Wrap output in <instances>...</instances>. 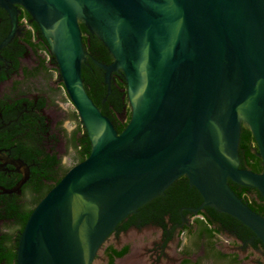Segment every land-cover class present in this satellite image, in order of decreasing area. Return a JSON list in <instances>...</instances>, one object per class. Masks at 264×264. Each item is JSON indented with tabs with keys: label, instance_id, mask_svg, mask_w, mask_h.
<instances>
[{
	"label": "water",
	"instance_id": "1",
	"mask_svg": "<svg viewBox=\"0 0 264 264\" xmlns=\"http://www.w3.org/2000/svg\"><path fill=\"white\" fill-rule=\"evenodd\" d=\"M18 6L47 40L91 150L33 209L16 264H93L123 220L181 177L203 200L196 212L227 214L264 245V217L228 184L264 201V0H0L13 31ZM80 24L112 57L95 61L108 94L113 72L126 82L120 133L85 91ZM242 127L260 173L240 168Z\"/></svg>",
	"mask_w": 264,
	"mask_h": 264
},
{
	"label": "flooded vegetation",
	"instance_id": "2",
	"mask_svg": "<svg viewBox=\"0 0 264 264\" xmlns=\"http://www.w3.org/2000/svg\"><path fill=\"white\" fill-rule=\"evenodd\" d=\"M18 10V25L13 31L10 14L0 8V253L2 250L6 255L17 253L21 232L17 206L22 212L31 198L29 184L35 164L28 162L27 149L32 146L35 126L43 127L47 140H57L54 151L50 152L49 144L46 151L55 153L59 160L64 145L72 147L71 136L78 128L74 124L67 133L63 125L66 119L73 122L75 112L64 108L67 100L47 40L41 31L34 32L30 15L20 6ZM111 85L120 87L121 101L126 105L117 113V122L125 124L130 105L120 71L111 74ZM25 173V183L12 192ZM173 185L117 226L102 251L104 264L109 262L106 250L110 247L115 251L127 248L114 264L124 258L125 264H264V245L249 228L224 213L212 217L214 224H208L203 213L210 208L196 212L201 204L178 207ZM251 189V196L261 207L256 213L264 217V201L256 189ZM247 202L252 205L251 200ZM139 234L144 237L138 240Z\"/></svg>",
	"mask_w": 264,
	"mask_h": 264
},
{
	"label": "trees",
	"instance_id": "3",
	"mask_svg": "<svg viewBox=\"0 0 264 264\" xmlns=\"http://www.w3.org/2000/svg\"><path fill=\"white\" fill-rule=\"evenodd\" d=\"M33 27L34 32L40 31L35 22H33ZM80 28L83 36L84 49L87 53V64L84 63L82 65V79L85 91L101 113L111 120L117 132L120 133L130 119V111H126L127 122L125 124H119L117 122V113L126 105L125 101L123 103L121 101L122 93H119L120 87L111 85V94H108V87L104 81V71L95 63V61H97L109 65L112 62V57L105 46L94 35L90 34L83 24H80ZM33 47H36V45H33ZM73 118L78 122V128L71 136V145L76 151V165L88 157L91 150V143L76 113ZM32 133V146L27 149L28 162L35 164L32 170L31 183L29 184L31 198L28 200L29 202L27 201V208L22 212L20 211V206H17L19 215L17 224L21 232L35 206L70 169L61 165V160L56 159L55 153L50 154L46 151V145L49 144L51 146L50 152H53L57 140L52 141V137L47 140L43 136L45 133L43 127L37 129L35 126ZM78 134L79 137H77ZM238 152L241 161L240 168H248L254 173H260L262 171L260 167L261 159L257 156L256 152V143L251 132L246 127L241 128ZM228 184L233 192L247 203L250 209L257 213L261 212V207L250 194L252 192L250 187L239 186L231 181H228ZM172 189L174 191L173 199L178 207L182 205L198 206L203 202L197 190L189 186L185 177L179 178L172 186ZM247 200H251L252 205H249ZM254 205L258 206L260 211L254 209L252 207ZM203 215L207 217L208 224H214V219L212 217L224 214H219V212L210 208L208 209V213H203ZM209 215L211 217H209ZM209 232L213 231L209 229ZM106 253L109 256L108 264H114V259L123 257L127 253V248L125 247L120 251H115L110 247L106 250ZM16 254L17 253L6 255L1 250L0 262L4 264H16Z\"/></svg>",
	"mask_w": 264,
	"mask_h": 264
},
{
	"label": "rangeland",
	"instance_id": "4",
	"mask_svg": "<svg viewBox=\"0 0 264 264\" xmlns=\"http://www.w3.org/2000/svg\"><path fill=\"white\" fill-rule=\"evenodd\" d=\"M64 108H68L69 111H74L76 113V111L68 103L64 105ZM74 124L78 125V122L75 120L71 122V120H67V119L64 121L63 125L67 129V133H69L72 130V128H74ZM75 156H76L75 149L71 147L69 144H65L62 149V152L60 153V159L62 161V165L65 166L66 168H72L76 163ZM141 237L143 238L144 236L142 234H139L137 239L139 240L141 239ZM141 242L145 243L146 240L144 241L142 240ZM108 243H109V240H108ZM93 264H104V261L102 259V252L99 253V255L96 257ZM116 264H125V258L121 261H118Z\"/></svg>",
	"mask_w": 264,
	"mask_h": 264
},
{
	"label": "built area",
	"instance_id": "5",
	"mask_svg": "<svg viewBox=\"0 0 264 264\" xmlns=\"http://www.w3.org/2000/svg\"><path fill=\"white\" fill-rule=\"evenodd\" d=\"M63 92H64L65 98H66V100H67L66 102H67L69 105L73 106V105L71 104V102L69 101V98H68L67 95H66V92H65L64 87H63Z\"/></svg>",
	"mask_w": 264,
	"mask_h": 264
},
{
	"label": "bare ground",
	"instance_id": "6",
	"mask_svg": "<svg viewBox=\"0 0 264 264\" xmlns=\"http://www.w3.org/2000/svg\"><path fill=\"white\" fill-rule=\"evenodd\" d=\"M128 263V262H127ZM129 264V263H128Z\"/></svg>",
	"mask_w": 264,
	"mask_h": 264
}]
</instances>
